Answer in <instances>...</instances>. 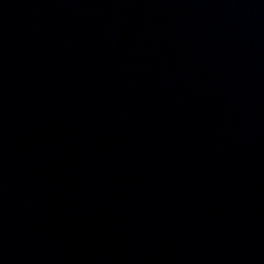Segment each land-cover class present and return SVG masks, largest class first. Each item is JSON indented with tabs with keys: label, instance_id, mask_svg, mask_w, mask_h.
Masks as SVG:
<instances>
[{
	"label": "water",
	"instance_id": "water-1",
	"mask_svg": "<svg viewBox=\"0 0 264 264\" xmlns=\"http://www.w3.org/2000/svg\"><path fill=\"white\" fill-rule=\"evenodd\" d=\"M0 264H264V136L125 0H0Z\"/></svg>",
	"mask_w": 264,
	"mask_h": 264
}]
</instances>
